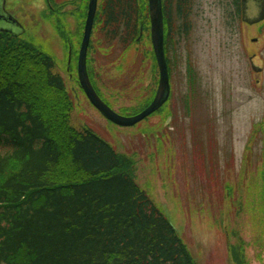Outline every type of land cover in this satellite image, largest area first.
<instances>
[{
  "label": "trees",
  "instance_id": "16d2710c",
  "mask_svg": "<svg viewBox=\"0 0 264 264\" xmlns=\"http://www.w3.org/2000/svg\"><path fill=\"white\" fill-rule=\"evenodd\" d=\"M240 2L232 0V20L239 23ZM192 4L193 0H162L170 76L177 43L190 30ZM86 10L87 4L77 18L75 60ZM64 28L60 25L58 32ZM94 30L98 44H118L121 57L131 47L139 49L138 62L135 57L129 65L135 84L129 82V87L113 94L119 102L124 94L133 93L132 105L121 110L128 112L125 116L138 114L153 99L159 76L150 42L148 0H99ZM62 44L61 61L39 45L0 32V264H198L155 201L152 184L138 175L145 162L142 154L113 146L89 127L79 130L72 125L73 109L81 93L85 95L72 56L67 63L70 39L62 38ZM89 48L87 67L91 63L89 70L95 73L91 53L94 56L98 49L95 44L91 52ZM147 65L150 85L143 82ZM186 73L190 91L196 84L190 63ZM171 99L173 94L169 103ZM162 108L143 120L159 116L160 126L140 130L152 141L148 154L152 172L161 157L171 156L170 147L175 145L173 132L161 125L169 114L174 123L175 114ZM263 125L264 119L253 124L251 140L264 130ZM242 173L238 183L247 177V187L235 196L228 183L223 190L217 188L216 211L209 213L213 227L227 237L232 264H250V247L259 260L264 251V188L260 192L257 183L258 175L264 180V169ZM247 227L249 239L243 234Z\"/></svg>",
  "mask_w": 264,
  "mask_h": 264
},
{
  "label": "rangeland",
  "instance_id": "374dc122",
  "mask_svg": "<svg viewBox=\"0 0 264 264\" xmlns=\"http://www.w3.org/2000/svg\"><path fill=\"white\" fill-rule=\"evenodd\" d=\"M86 3L87 0H51L46 7L44 0H18L8 6L14 9L16 21L24 27L19 38L41 46L49 54L54 53L61 61L64 53L62 38L70 39L72 66L78 78L74 58L78 34L75 32L78 30L77 18ZM59 8L64 14L55 16L51 10ZM232 12V0H193L190 30L179 39L174 65L170 66L173 100L162 108L164 113L171 109L175 114L174 123L172 120L161 123L173 132L171 137L175 139V145L170 147L169 158L164 156L158 160L155 172L151 171L148 160V154L153 150L152 141L140 135V130L160 126L159 116L133 127H117L81 93L71 117V123L77 129L89 127L113 146L142 154L145 162L138 175L147 180L148 185L152 184L155 201L177 227L198 264H232L227 237L218 227H213L209 214L216 211L217 188L223 190L224 184L228 183L232 186L231 195H238L239 189L248 185L247 177L245 182L240 180L243 183H238L239 174L257 171V167L260 171L264 169V130L253 140L250 138L253 124L264 119V24H240L232 20ZM60 25L65 31L58 32ZM253 38H257L258 43H252ZM98 41L94 30L89 49L91 52L93 44L98 49L94 56L91 53L96 61L95 73L89 70L91 63L88 72L109 107L121 115L127 114L121 110L122 106H131L129 98L134 94H124L119 102L114 101L113 94L129 87V82L135 84L129 65L135 57L138 62L140 51L137 46L131 47L121 57L118 44L100 46ZM104 51L108 56L103 55ZM253 54L257 66L262 68L260 72L250 68L248 57ZM188 63L196 75L193 91L187 86ZM143 82L144 85L151 82L148 65ZM190 101L187 113L186 105ZM167 117L173 119L171 114ZM247 145L250 150H246ZM246 155L248 164L245 166L242 162ZM257 183L261 192L264 188L261 175L257 176ZM226 210L227 202L224 201ZM249 229L243 228L246 239L251 237ZM255 253L256 250L248 248L250 264H264V251L261 260Z\"/></svg>",
  "mask_w": 264,
  "mask_h": 264
},
{
  "label": "water",
  "instance_id": "95a60500",
  "mask_svg": "<svg viewBox=\"0 0 264 264\" xmlns=\"http://www.w3.org/2000/svg\"><path fill=\"white\" fill-rule=\"evenodd\" d=\"M150 17V35L153 52L159 70L158 87L154 99L143 111L133 116H123L113 111L95 91L87 71L86 59L93 21L97 8V0H89L84 34L77 62L78 81L81 89L92 106L108 121L120 127H132L162 107L170 95L168 66L164 53V22L162 0H148ZM242 20L249 24L264 21V0H241ZM0 32L9 33L15 37L24 32V28L9 13L5 11V0H0ZM140 33L142 30L140 29ZM254 39L253 41H255ZM251 69L260 72L261 68L254 65L249 58ZM169 122L167 120L166 124Z\"/></svg>",
  "mask_w": 264,
  "mask_h": 264
},
{
  "label": "flooded vegetation",
  "instance_id": "af4514ba",
  "mask_svg": "<svg viewBox=\"0 0 264 264\" xmlns=\"http://www.w3.org/2000/svg\"><path fill=\"white\" fill-rule=\"evenodd\" d=\"M11 2H12V4L13 3L16 4L18 2V0H14V2H13V0H5V8H6V10H7V12L9 14L13 15L14 17H16L17 15L15 14V11H13L14 9H10L9 6H8V4L9 5L11 4ZM254 43H258V41H255ZM255 59H256V57L254 58V61H255V64H257Z\"/></svg>",
  "mask_w": 264,
  "mask_h": 264
}]
</instances>
